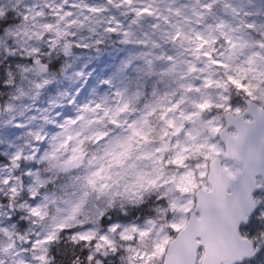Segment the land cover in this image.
<instances>
[{
  "label": "snow or ice",
  "instance_id": "6c2138e0",
  "mask_svg": "<svg viewBox=\"0 0 264 264\" xmlns=\"http://www.w3.org/2000/svg\"><path fill=\"white\" fill-rule=\"evenodd\" d=\"M0 264H264V0H0Z\"/></svg>",
  "mask_w": 264,
  "mask_h": 264
}]
</instances>
